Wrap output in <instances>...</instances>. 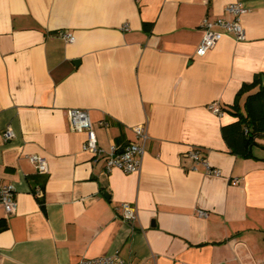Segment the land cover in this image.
<instances>
[{
  "label": "crops",
  "instance_id": "obj_1",
  "mask_svg": "<svg viewBox=\"0 0 264 264\" xmlns=\"http://www.w3.org/2000/svg\"><path fill=\"white\" fill-rule=\"evenodd\" d=\"M233 3L244 38L197 56L202 21L229 20ZM256 75L264 84V0H0V184L15 201L12 214L0 204V264H264V136L245 157L221 132ZM69 109L88 111L97 162ZM140 125L139 173L106 171V153L137 142ZM192 148L221 175L194 167Z\"/></svg>",
  "mask_w": 264,
  "mask_h": 264
},
{
  "label": "built area",
  "instance_id": "obj_2",
  "mask_svg": "<svg viewBox=\"0 0 264 264\" xmlns=\"http://www.w3.org/2000/svg\"><path fill=\"white\" fill-rule=\"evenodd\" d=\"M245 8L240 3L228 4L225 7V12L230 16L229 20L218 18L214 20L204 19L201 23L203 36L200 45L197 47L195 54L197 56H204L214 45L219 42L225 35H231L236 41L244 38V31L240 23V17L245 13ZM122 31H127L128 26L124 24L121 27ZM61 36L68 43L74 41V36L68 33H62ZM209 109L216 115H220V110L215 104L209 105ZM69 127L73 131H82L86 138L82 146L84 152L93 155V162H97L102 155V150L97 145L96 136L91 125L88 111L83 109H69L66 112ZM105 125L104 122L100 123ZM137 142L130 143L120 151L111 149L105 155V169L110 172L117 168L124 173H139L141 167V159L145 149V143L148 139L146 126H137L133 129ZM3 139L9 141L13 138V132L7 128L2 132ZM190 158L194 167L202 164L208 175L220 176L219 170L211 168L207 162L202 158L201 150L192 148L186 153ZM29 161L35 166L40 174L47 173L46 161L39 155L28 156ZM237 180L233 181L236 184ZM0 204L7 214H12L15 207L14 192L10 185L0 184ZM122 218L127 222H133L137 218L136 208L128 204H121ZM200 216H205L206 213L199 211ZM77 264H133L120 258L117 255H107L96 257L92 259H81Z\"/></svg>",
  "mask_w": 264,
  "mask_h": 264
},
{
  "label": "trees",
  "instance_id": "obj_3",
  "mask_svg": "<svg viewBox=\"0 0 264 264\" xmlns=\"http://www.w3.org/2000/svg\"><path fill=\"white\" fill-rule=\"evenodd\" d=\"M144 27L148 29L149 24H144ZM255 87L257 89L245 98L243 112L235 106L233 114L237 119L221 129L230 152L245 157L250 156L256 138L264 136V84L261 77L256 75L253 83L243 85L239 94Z\"/></svg>",
  "mask_w": 264,
  "mask_h": 264
}]
</instances>
